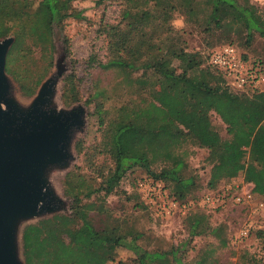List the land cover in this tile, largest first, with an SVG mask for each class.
Listing matches in <instances>:
<instances>
[{
    "label": "rangeland",
    "instance_id": "374dc122",
    "mask_svg": "<svg viewBox=\"0 0 264 264\" xmlns=\"http://www.w3.org/2000/svg\"><path fill=\"white\" fill-rule=\"evenodd\" d=\"M237 1L245 3L252 13L257 14L264 21V0ZM72 4L82 11L83 18H67L61 29L55 30L52 65L44 73L34 93L28 97L21 95L17 84L5 73L9 85L8 97L20 110L28 109L39 86L46 80H52L51 89L43 106L46 113L51 115L69 109L82 110L81 124L70 130L65 148L66 159L63 162L48 161L41 169L40 176L44 189L54 204L46 210L26 215L15 214L10 218L14 254L18 264H22L20 253L22 226L39 218L68 212L71 197L64 189L66 175L72 173L71 177L80 185L79 193L83 194L88 188L98 187L103 177L112 170L115 150L112 138L119 125L129 126L136 142H156L158 145L174 135L177 128L184 129L170 110L171 106L162 105L157 99L161 93L167 91L165 89L169 86L163 84L160 93L154 98L140 97L134 93L135 87L131 85V81L127 85L125 73L117 69H101L95 63L89 62L90 57L102 63L106 62L110 57L107 48L109 46L119 48V45L123 43L119 34H105L102 31L108 25L123 26L124 19L121 16L123 5L118 0L102 2L73 0ZM171 4L167 22L171 29L163 34L166 26L160 27L155 24L147 28V38L151 40L150 55L159 56L167 47H173L175 52L183 50L198 54L201 64L187 72L185 84L179 80L172 84V91H168L169 97L165 101L169 100V103H173L174 100H181L184 95L190 104L194 100H200L198 105L202 106L203 98L195 88L201 86L199 88L201 91L204 85L212 90L226 88L237 100L250 98V95L235 91L230 84L228 85L224 76L218 70L208 66L204 58L211 50L229 43L246 56L260 58L264 62V38L254 33L246 45L241 27L233 22H225L218 27L210 26L208 30L203 29V20L207 14L204 0H196V3L192 5L193 14H189L187 8L180 5V0H172ZM63 36L67 39V53L63 51L66 45L62 41ZM120 55L126 61H133L139 56L137 52L127 49L120 50ZM179 60L180 58L177 57L171 60L176 73L180 71ZM19 63L27 64L33 72L39 73L44 66V59L42 55L33 51L26 58L19 59ZM70 72L75 76L80 99L78 102L65 106L60 100V93L63 79ZM140 72V69L131 72L129 78L139 76ZM147 75L151 80L152 75ZM96 89L100 90L103 99L104 113L101 121L94 112L93 104L84 103L88 94H92ZM177 96L179 98H176ZM120 105L137 106L136 109H118ZM205 116L210 133L206 143L197 146L188 138H184V142L175 150L181 152L185 161V174L193 178L191 190L184 198L177 199V201L187 202L184 214L174 211L168 216H160L156 215L155 207L152 206L149 210L142 205L140 196L143 197V193L137 186V182L148 174L139 167L131 168L122 176L118 182L117 191L103 194L99 190L92 192L89 197L81 195L82 202L91 201L101 211V213L95 211L89 213L95 227L99 228L106 223L116 226L121 232H141L142 236L136 243L142 248L168 249L179 240L187 238V218L195 206H200L201 197L207 193L224 191L228 195L224 205L214 209H207L204 206L203 208H205L207 224L220 229L225 245L219 247L216 239L208 234L193 236L190 248H187L185 252V258L191 259L202 251L212 250L211 264H264V197L255 196L248 204L234 203L230 199L232 194L244 193L249 189V184L242 181V171L216 177L217 179L210 176L219 154L223 151L221 147L231 138V134L227 131L229 127L220 119L214 108L206 110ZM235 128L234 125L233 129ZM261 136L264 138V132ZM243 149L245 152L240 159L242 166L252 158L247 148ZM261 156H264V143ZM161 165V162H155L151 168L158 171ZM166 185L170 188L169 183ZM257 201L263 202L261 209L256 208ZM243 227L248 228L247 235L235 238L234 235ZM133 256L130 250L117 248L115 260L130 264ZM107 264H114V262Z\"/></svg>",
    "mask_w": 264,
    "mask_h": 264
},
{
    "label": "trees",
    "instance_id": "16d2710c",
    "mask_svg": "<svg viewBox=\"0 0 264 264\" xmlns=\"http://www.w3.org/2000/svg\"><path fill=\"white\" fill-rule=\"evenodd\" d=\"M118 1L123 5V26L108 25L102 31L105 34H119L123 43L119 48H107L110 57L106 62L102 63L90 57V64L95 63L101 69H117L125 73L127 85L131 81V85L135 87L134 93L140 97L154 98L160 93L163 84L169 86L157 99L160 104L171 106L170 110L184 129L177 128L174 135L158 145L156 142H136L129 126L119 125L112 138L115 148L113 168L103 177L101 184L96 188H88L82 194L79 193L80 185L71 177L72 173L67 174L64 189L71 197L68 212L39 218L22 226V264H125L121 260H115L117 248H124L133 253L130 264H211L212 250L202 251L191 259L184 256L187 248H190L193 236L208 234L216 239L219 247L225 245L220 229L207 224L205 208L195 206L191 210L187 218V238L179 240L168 249L149 250L136 243L142 236L141 232H121L116 226L106 223L99 228L95 227L89 213L101 211L93 202H82L81 199V195L89 197L92 192L99 190L103 194L117 191L122 176L134 167H139L148 174L140 179L159 182L167 198H184L193 187V178L185 174V161L181 152L175 150L181 146L184 138H188L197 146L206 143L210 133L205 111L211 108L218 112L220 119L229 127L227 131L230 132L231 138L222 145L223 151L219 154L210 176L219 178L240 170L242 181L249 184L252 198L264 197V156H261L264 143L261 136L264 132V94H251L248 99L237 100L226 88L212 90L204 85L201 91V86L195 88L203 98L202 106L198 105L200 100H194L190 104L184 95L181 100H174L173 103L165 101L169 97L168 91H172V84L178 80L185 84L187 72L196 69L201 64V59L196 53L183 50L175 52L173 47H167L159 56L150 55L151 40L147 38V28L155 24L166 26L163 34L171 29L167 22L172 0ZM72 2L73 0H0V40L11 37L5 54L4 72L17 84L21 95L31 96L46 70L51 67L55 30L61 29L67 18H83L82 11L75 8ZM180 3L182 7L187 8L189 14H193L191 9L196 0H180ZM204 3L207 14L203 20V29L208 30L210 26L218 27L225 22H233L241 27L246 45L254 33L264 38V21L252 13L245 3H239L237 0H204ZM62 41L66 44L63 51L67 53V39L64 36ZM122 49L135 51L139 56L133 61H126L120 55ZM33 51L44 59V66L39 73L33 72L27 64L19 63V59L26 58ZM241 56L246 55L242 53ZM173 57L180 58L178 73L172 66ZM139 69V76L129 78L131 72ZM147 74L152 75L151 80ZM79 99L75 76L70 72L63 79L60 100L63 105L69 106ZM102 101L101 92L97 89L84 99V103L93 104L99 121L104 113ZM133 106L120 105L118 109H136L137 105ZM244 147L252 158L242 166L240 159L245 152ZM155 162L162 163L158 171L151 168ZM166 183H169L170 188ZM140 201L144 207L151 209L141 196Z\"/></svg>",
    "mask_w": 264,
    "mask_h": 264
},
{
    "label": "water",
    "instance_id": "95a60500",
    "mask_svg": "<svg viewBox=\"0 0 264 264\" xmlns=\"http://www.w3.org/2000/svg\"><path fill=\"white\" fill-rule=\"evenodd\" d=\"M11 38L0 40V264H18L14 259L10 218L49 209L54 201L44 189L41 169L48 161L63 162L72 127L81 124L82 110L58 114L43 110L52 80L38 88L26 111L8 97L4 72Z\"/></svg>",
    "mask_w": 264,
    "mask_h": 264
},
{
    "label": "built area",
    "instance_id": "2783aa9c",
    "mask_svg": "<svg viewBox=\"0 0 264 264\" xmlns=\"http://www.w3.org/2000/svg\"><path fill=\"white\" fill-rule=\"evenodd\" d=\"M242 53L232 44H224L216 49L211 50L205 57L208 66L218 70L228 81V85L235 90L248 95L264 94V62L260 58H251L241 56ZM137 186L143 193L144 203L149 207H155L156 215L168 216L174 211L184 214L187 202L177 201L166 197L159 182H152L147 179H141L137 182ZM227 193L213 192L207 193L201 197L199 202L201 207L214 209L224 205ZM230 199L234 203H249L253 200L249 191L240 194H232ZM256 208L263 207L262 201L256 202ZM248 228L243 227L238 230L235 238L245 237Z\"/></svg>",
    "mask_w": 264,
    "mask_h": 264
},
{
    "label": "bare ground",
    "instance_id": "6f19581e",
    "mask_svg": "<svg viewBox=\"0 0 264 264\" xmlns=\"http://www.w3.org/2000/svg\"><path fill=\"white\" fill-rule=\"evenodd\" d=\"M12 247H13V252L15 251V247H14V243H13V240H12ZM14 254V253H13ZM14 259H15V254H14Z\"/></svg>",
    "mask_w": 264,
    "mask_h": 264
}]
</instances>
